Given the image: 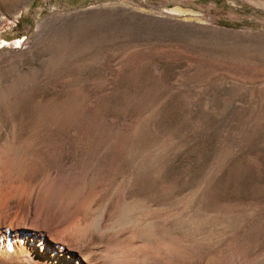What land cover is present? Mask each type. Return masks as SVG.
Segmentation results:
<instances>
[{
	"label": "rangeland",
	"instance_id": "1",
	"mask_svg": "<svg viewBox=\"0 0 264 264\" xmlns=\"http://www.w3.org/2000/svg\"><path fill=\"white\" fill-rule=\"evenodd\" d=\"M0 45V146L47 176L20 210L51 194V252L264 264V0H0Z\"/></svg>",
	"mask_w": 264,
	"mask_h": 264
},
{
	"label": "bare ground",
	"instance_id": "2",
	"mask_svg": "<svg viewBox=\"0 0 264 264\" xmlns=\"http://www.w3.org/2000/svg\"><path fill=\"white\" fill-rule=\"evenodd\" d=\"M1 1H3V0H1ZM172 11L179 12V13L183 12L179 8H176ZM23 40L19 39L17 41H14L12 45H14L15 47H19L20 43ZM64 124H65V121H61L57 125H55L56 126L55 131H58L61 128H63L65 126ZM53 145L54 144H52V143H50L48 145V148L46 149L47 151L43 156H39V155H37V156L35 155V156L39 159L41 157V161H46L47 163L49 162V164H50V161H52V157L54 155L53 154V151H54L53 148L55 146L53 147ZM3 146H5V145L3 144ZM5 149H4V147H3V149H2V147L0 148V264H69V263H71V261H66L64 263V259L66 257L75 258L76 264H90L89 262H91V261L93 262L95 260V258L91 257L93 255H90L91 254L90 252L86 253L87 250H85L84 248L87 247L88 244L90 245V244L101 243L102 240H104L101 236H99L98 238H94V236L92 237L91 235H82L78 239L76 247H74L75 245L72 246L73 245L72 243L73 242L75 243L76 240L71 242L68 239L71 242V243L70 242L69 243L72 244L71 247L69 246V244L67 245L65 243L67 246L62 245V247L59 249L54 247L53 248L54 250L52 249V252H51V246L52 245L48 242L47 235L45 233L40 232V230L36 229V227L38 228L40 225H43V228H44L45 224L48 222L47 220L51 216V214L55 215L57 213L58 208L54 205L53 199H51L49 197L51 194L49 196L48 195L45 196L44 198L42 197L43 200L41 199L40 196H39L40 200H38L37 199L38 196H36L35 199H37L38 201L34 199L35 201L33 200V202H36V204H38V202L40 203V201L42 200L41 204H39L40 206L39 205L37 206V207H39L40 212L38 214H36L35 216L33 215L34 219H32V221H29V222L26 221V219H25L26 217H23V212H21V210H23V209H21V208H23L22 206H26L25 202H27V204H28L29 201H27V200L29 197L31 198V196H29V195L31 194L30 193L32 190L31 187L33 186L32 183L34 182V180L39 175H41L42 177H47V176L43 171H40L37 169L33 170L34 168L30 169L29 167H31V165H30L31 163L28 161L29 159L28 160L26 159L29 162V165H30L29 167H28V163L25 159H24V161L22 160L21 163L16 164L17 161L15 162V159L13 157H9V155H7L8 153H7V151H5ZM52 149H53V151H52ZM53 159H55V157ZM31 160H33V159H31ZM46 182H48V181H46ZM63 183H64V181H63ZM52 186H53V184H52ZM56 194H57V192H56ZM54 196L55 195H53V198L55 199L56 196L55 197ZM66 197L67 196L63 197L65 199V201L66 200L69 201L67 199L68 197L67 198ZM63 201H61V202H63ZM57 203H59V200ZM29 204H30V202H29ZM36 204L34 203L35 206H36ZM60 204H57V205L59 206ZM66 204H68V202H66ZM62 205H65V202ZM62 207H59V209H61ZM24 208H26V207H24ZM34 209H35L34 210L35 213H37L36 207ZM67 212H68V210H67ZM100 219L101 218L97 217L91 223L92 229L94 231H96L97 233L107 229V227H108V226L101 227L100 226L101 225ZM144 219L145 218H143V216H133L128 212V210L123 209L121 211V213H119V215L115 221V225H118V224L120 225L121 223H126V222L129 224L130 223L134 224V223L142 221ZM36 220H37L38 224L35 223ZM50 222H51V220H50ZM135 225L136 224H134V226ZM64 232H66V231H64ZM73 233L74 232H72V234ZM62 240H64V237ZM82 249L85 250L84 254L82 253ZM66 254H68V255L66 256ZM77 255H78V257H77Z\"/></svg>",
	"mask_w": 264,
	"mask_h": 264
}]
</instances>
